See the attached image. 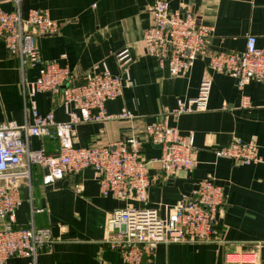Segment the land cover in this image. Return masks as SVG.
Returning <instances> with one entry per match:
<instances>
[{"label": "crops", "instance_id": "0c3cea01", "mask_svg": "<svg viewBox=\"0 0 264 264\" xmlns=\"http://www.w3.org/2000/svg\"><path fill=\"white\" fill-rule=\"evenodd\" d=\"M168 2L171 11L191 6L200 21L212 28L210 53L244 52L250 35L257 38L258 47H264V0ZM2 8L7 12L16 10L11 2H4ZM31 9L48 11L59 24L57 33L36 38L41 56L69 68L79 82L100 63H106L114 75H122L116 54L128 48L133 57L127 68L132 86H126L121 97L106 104L109 114L118 115L126 109L133 118L77 125L76 147L105 146L132 136L144 139L146 126L161 121L179 99L195 98L203 77L212 80L208 110L177 119L169 117V124L183 135L194 134L197 167L165 184L159 166L152 161L161 156V148L144 143L142 158L149 165L152 180L149 207L162 209L191 198L199 182L208 177L224 188L218 240L159 244L152 260L145 264H236L227 259L229 253L249 251L255 242H264V163L245 165L215 154L216 149L241 139L254 142L264 158V80H254L240 90L236 78L211 70L205 56L180 75L172 76L170 64L161 67L142 44L144 32L153 23L151 0H24L23 15L27 16ZM37 76V68L23 70L19 58L11 55L0 40V122H33L31 111L25 108L22 86ZM245 95L252 100L250 108L242 107ZM36 102L42 114L53 112L57 122L69 120L61 95L39 94ZM71 110L78 112L75 106ZM31 145L54 153V147L45 140L33 138ZM43 176L41 167L33 170L32 201L29 194L26 198L24 187V201L17 210L15 224L17 229L28 228L33 217L37 227L51 229L56 240L53 251L42 252L37 264H126L106 244L108 220L114 210L139 204L104 197L91 169L47 187ZM75 184L82 186L81 193L74 190ZM32 207L45 212L32 216ZM6 264L34 261L13 257ZM259 264H264V248Z\"/></svg>", "mask_w": 264, "mask_h": 264}, {"label": "built area", "instance_id": "2783aa9c", "mask_svg": "<svg viewBox=\"0 0 264 264\" xmlns=\"http://www.w3.org/2000/svg\"><path fill=\"white\" fill-rule=\"evenodd\" d=\"M24 0H0V40L11 55L17 56L21 67L37 68L38 76L22 86L26 111L30 110L31 124L14 121L0 122V264L13 257L31 258L37 264L42 252L53 251L56 240L49 227L39 228L33 222L28 228H15L17 210L23 203L26 187L30 201L33 190V168L44 171L43 185L51 186L67 176H78L93 170L100 192L121 201H136L114 210L108 220L106 244L118 252L126 264H145L155 255L159 244L207 242L218 240L219 214L225 203L224 188L212 177L199 182L191 198L175 206L161 209L148 206L152 185L149 165L142 158L144 143L161 146V156L152 160L159 166L162 181L170 183L181 172H192L198 165L195 159L194 134L183 135L169 124V117L200 113L208 110L212 91L210 77L201 79L195 98L179 99L176 107L161 121L145 127L144 139L132 136L105 146L87 148L75 146V127L79 124L111 120H130L126 109L118 115L108 113L106 104L121 97L126 86H132L128 66L133 57L128 48L115 56L122 75H114L106 63L94 65L81 82L56 60H44L36 38L55 34L59 24L46 10L31 9L23 15ZM4 2L15 5L14 12L2 8ZM152 25L144 32L142 44L147 54L161 67L170 64L171 75L178 76L201 57L208 58V67L238 80L243 90L254 80H264V47L257 38L248 36L244 52L210 53L212 28L204 25L191 6L171 11L168 0H151ZM50 93L61 95L69 116L67 122H57L53 112L42 114L36 97ZM75 106L78 112H73ZM252 100L242 97V107L250 108ZM56 140L58 150L48 153L33 149L31 140ZM217 157H227L245 165L264 163L258 146L251 141L234 139L228 146L215 150ZM74 190L82 192L80 184ZM45 209L31 214L44 213ZM249 251L229 253L227 259L236 264H259L264 242H255ZM238 257L237 260L231 259Z\"/></svg>", "mask_w": 264, "mask_h": 264}, {"label": "trees", "instance_id": "16d2710c", "mask_svg": "<svg viewBox=\"0 0 264 264\" xmlns=\"http://www.w3.org/2000/svg\"><path fill=\"white\" fill-rule=\"evenodd\" d=\"M46 143L53 146L54 148V153L57 152L58 150V146H57V141L56 140H49V139H45ZM47 151V150H46ZM48 152V151H47ZM49 153V152H48ZM38 168V166L34 167V169ZM44 177V176H43Z\"/></svg>", "mask_w": 264, "mask_h": 264}, {"label": "water", "instance_id": "95a60500", "mask_svg": "<svg viewBox=\"0 0 264 264\" xmlns=\"http://www.w3.org/2000/svg\"><path fill=\"white\" fill-rule=\"evenodd\" d=\"M156 147H157V148H161V146H159V145H157ZM25 194H26V198H28V197H27V194H28L27 191L25 192Z\"/></svg>", "mask_w": 264, "mask_h": 264}, {"label": "bare ground", "instance_id": "6f19581e", "mask_svg": "<svg viewBox=\"0 0 264 264\" xmlns=\"http://www.w3.org/2000/svg\"><path fill=\"white\" fill-rule=\"evenodd\" d=\"M232 258H238V257L234 256V257H232ZM232 258H231V259H232Z\"/></svg>", "mask_w": 264, "mask_h": 264}]
</instances>
